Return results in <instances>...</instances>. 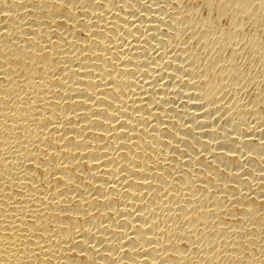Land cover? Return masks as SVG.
Masks as SVG:
<instances>
[{
	"label": "bare ground",
	"instance_id": "6f19581e",
	"mask_svg": "<svg viewBox=\"0 0 264 264\" xmlns=\"http://www.w3.org/2000/svg\"><path fill=\"white\" fill-rule=\"evenodd\" d=\"M0 264H264V0H0Z\"/></svg>",
	"mask_w": 264,
	"mask_h": 264
}]
</instances>
